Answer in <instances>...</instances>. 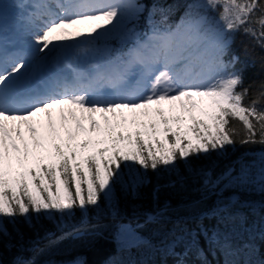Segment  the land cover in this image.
Returning a JSON list of instances; mask_svg holds the SVG:
<instances>
[{
    "label": "snow or ice",
    "instance_id": "1",
    "mask_svg": "<svg viewBox=\"0 0 264 264\" xmlns=\"http://www.w3.org/2000/svg\"><path fill=\"white\" fill-rule=\"evenodd\" d=\"M56 7L0 4V36L24 34L23 49L0 48V234L7 235L5 220L23 217L31 225L41 215L61 232L35 241L33 258L17 264H37L61 240L84 235L83 223L69 227L67 220L107 200L117 185L135 191L149 170H174L177 161L190 166L237 144L264 146V81L251 94L243 76V67L255 64V48L264 53V0H64ZM174 7L184 11L169 23ZM238 34L250 61L240 69L232 52ZM259 59L264 68V55ZM192 171L201 199L190 207L216 196L213 206L179 218L158 246L141 230L166 224L169 206H157L143 222H118L120 255L156 248L186 264L179 257L198 250L202 238L230 253L235 209L251 204L223 193H264V152L245 153L219 174ZM213 219L209 228L205 220Z\"/></svg>",
    "mask_w": 264,
    "mask_h": 264
},
{
    "label": "trees",
    "instance_id": "2",
    "mask_svg": "<svg viewBox=\"0 0 264 264\" xmlns=\"http://www.w3.org/2000/svg\"><path fill=\"white\" fill-rule=\"evenodd\" d=\"M142 2L150 5L152 0ZM165 2L183 4V0ZM183 11L182 7H174L169 13L168 22H177ZM155 18L160 19L159 16ZM143 23L141 18V26ZM242 40L247 43L246 38L238 34L232 45V52L240 56V62L236 64L237 69L250 64L243 54ZM254 55L255 64L243 67L245 86L253 85L251 94H255L259 90V83L264 81V68L261 67L259 59L264 53L257 47ZM254 150H264V146L237 144L235 148H227L226 154L213 152L208 156L192 159L190 166L177 161L174 170H149L144 174L145 181L135 191L117 185L114 194L107 200L101 199L98 206H90L83 213L77 209L67 220L69 227L83 223L87 227L84 235L61 240L56 246L37 256V264H73L74 261H81L82 264H108L110 260H122L123 264H177V257L166 255L163 250L158 251L156 248H134L131 252L120 255L113 238L115 224L132 219L143 222L145 214L152 212L157 206H169L172 211L166 224H148L141 230L144 236L158 246L162 236L173 228L179 218L195 217L199 212L211 208L216 201L215 196H212L204 200L198 208L190 207L192 202L201 199L200 178L192 169L212 167L215 173L219 174L242 153ZM245 202H249L251 207L241 206L235 209L240 214V219L229 226L230 237L227 246L230 253H226L222 247L206 243L202 238L198 250L187 256L181 255L179 259L186 264H226L227 261L232 264H264V199H249ZM205 224L211 228L216 221L205 220ZM188 226L195 227L192 223ZM5 227L7 235L0 234V264H17L18 260H30L33 258L32 248L35 241L48 233L61 235L56 221L43 215L33 216L31 225L23 217H18L15 223L5 220ZM88 232L94 233L86 234Z\"/></svg>",
    "mask_w": 264,
    "mask_h": 264
},
{
    "label": "bare ground",
    "instance_id": "3",
    "mask_svg": "<svg viewBox=\"0 0 264 264\" xmlns=\"http://www.w3.org/2000/svg\"><path fill=\"white\" fill-rule=\"evenodd\" d=\"M10 32H12V35H17L18 37H16V38L13 37L11 42L6 44L7 46H10L13 43L24 44V34L21 31L17 30V31H10ZM83 46L84 45L81 46L82 49H83ZM15 51H17V50H15Z\"/></svg>",
    "mask_w": 264,
    "mask_h": 264
},
{
    "label": "rangeland",
    "instance_id": "4",
    "mask_svg": "<svg viewBox=\"0 0 264 264\" xmlns=\"http://www.w3.org/2000/svg\"><path fill=\"white\" fill-rule=\"evenodd\" d=\"M12 1L10 0H0V4H11ZM13 10H11V8L8 9V13H9V17H11V14H12ZM13 38V35H11V32L9 31L8 34H7V43H10L12 38ZM82 46V45H81ZM16 47V46H15ZM86 47L85 45L83 46V48ZM24 47H22L23 49ZM258 154V153H257Z\"/></svg>",
    "mask_w": 264,
    "mask_h": 264
}]
</instances>
